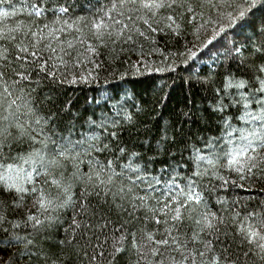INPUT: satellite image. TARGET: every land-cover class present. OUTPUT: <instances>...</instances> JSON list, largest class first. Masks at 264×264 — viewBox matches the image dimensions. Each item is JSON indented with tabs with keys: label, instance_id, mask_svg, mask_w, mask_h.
I'll return each instance as SVG.
<instances>
[{
	"label": "snow or ice",
	"instance_id": "obj_1",
	"mask_svg": "<svg viewBox=\"0 0 264 264\" xmlns=\"http://www.w3.org/2000/svg\"><path fill=\"white\" fill-rule=\"evenodd\" d=\"M257 180L264 0H0V264H264Z\"/></svg>",
	"mask_w": 264,
	"mask_h": 264
},
{
	"label": "trees",
	"instance_id": "obj_2",
	"mask_svg": "<svg viewBox=\"0 0 264 264\" xmlns=\"http://www.w3.org/2000/svg\"><path fill=\"white\" fill-rule=\"evenodd\" d=\"M23 2L24 0H14V3L16 4L17 8H20ZM102 59L106 60L107 55L103 56ZM105 68L107 69V71H105L102 74L101 80H99L97 83L92 84L90 86H79L75 88L74 91L72 89H69L67 96L70 97L73 101V111L78 110L84 115H90L92 109L95 108L97 113H99L100 106L94 103H90V101H92V99L95 98L96 100H100L103 103V95H104L105 89L108 87H111L112 85L116 83H120L125 89L129 90V93L131 92V89L133 87L131 83H124L118 80H112L111 77L109 78L110 83H106L105 80L103 79V75H108V73L112 71L113 69L123 70L124 68L123 63H116V64H111V65L106 63ZM162 75H163V78H162ZM167 75H174V74H157L156 78H157L158 84L163 85ZM129 79L131 80L132 78L129 77ZM168 83L169 85H171L172 82L169 80ZM142 88H143L142 85H139V84L136 85L137 91H142ZM179 94H180L179 82L177 81V89H176V92L174 93V96H179ZM145 98H147V94H145ZM251 187H252L251 193L243 192L240 190H236V191H238L240 195H243V196H247L250 194L255 195L257 197V200H259L260 197L264 196V192L260 191V189L264 188V181L257 180L254 183H252ZM229 196H231V193H229ZM0 255H2L5 260H7L8 255H10V253H0Z\"/></svg>",
	"mask_w": 264,
	"mask_h": 264
}]
</instances>
